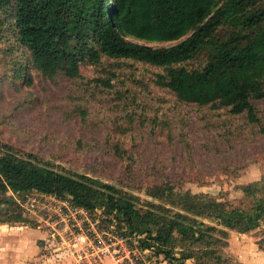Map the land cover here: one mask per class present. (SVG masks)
I'll return each mask as SVG.
<instances>
[{
  "label": "trees",
  "instance_id": "trees-1",
  "mask_svg": "<svg viewBox=\"0 0 264 264\" xmlns=\"http://www.w3.org/2000/svg\"><path fill=\"white\" fill-rule=\"evenodd\" d=\"M93 1L94 10L76 0H0L1 79L19 93L21 85L32 86L33 72L85 80L84 65H99L104 58L129 60L162 70L154 83L180 103L260 124L256 103L264 101V0L223 5L222 0ZM88 81L96 88L115 87L111 79ZM82 115L88 112L83 109ZM178 186L150 183L145 192L159 203L148 201L141 210L138 198L113 184L0 143V226L26 221L15 197L4 201L3 195L39 193L104 209L123 234L146 235L143 245L172 262L239 264L228 252L231 233L249 234L264 226V177L240 187L244 200L239 207Z\"/></svg>",
  "mask_w": 264,
  "mask_h": 264
},
{
  "label": "rangeland",
  "instance_id": "rangeland-1",
  "mask_svg": "<svg viewBox=\"0 0 264 264\" xmlns=\"http://www.w3.org/2000/svg\"><path fill=\"white\" fill-rule=\"evenodd\" d=\"M76 1L95 9L93 0ZM229 1L222 0L221 5ZM20 55L17 50L16 56ZM81 73L85 80L70 81L33 72L32 86L21 85L19 93L0 77V143L21 155L113 184L138 198L141 210L148 201L159 203L145 192L154 181H171L183 192L206 194L239 207L244 200L240 187L264 177V101L256 103L261 122L253 126L245 117L180 103L154 83L162 70L150 66L104 58L99 65H84ZM96 77L111 79L114 89L90 84L88 79ZM83 109L88 115H82ZM40 195H3L4 201L15 197L26 221L4 229L0 247L21 244L26 233L29 257L38 260L29 264H66L64 255L44 250L43 243L39 242L41 251L38 246L47 236L37 230L44 205ZM104 216V224L113 218L106 212ZM255 241L264 250V228L255 234ZM241 242L249 249L242 251L246 264H262L264 252H256L254 240L244 237ZM164 258L169 264H197L193 259Z\"/></svg>",
  "mask_w": 264,
  "mask_h": 264
},
{
  "label": "built area",
  "instance_id": "built-area-1",
  "mask_svg": "<svg viewBox=\"0 0 264 264\" xmlns=\"http://www.w3.org/2000/svg\"><path fill=\"white\" fill-rule=\"evenodd\" d=\"M40 196L44 205L38 228L50 235L47 251L64 255L66 264H169L160 261L155 247L143 245L146 235L126 236L114 218L104 224V209L89 210L69 199Z\"/></svg>",
  "mask_w": 264,
  "mask_h": 264
},
{
  "label": "crops",
  "instance_id": "crops-1",
  "mask_svg": "<svg viewBox=\"0 0 264 264\" xmlns=\"http://www.w3.org/2000/svg\"><path fill=\"white\" fill-rule=\"evenodd\" d=\"M8 226L9 225L0 226V246L1 247H2V244H4L2 241H4V239L6 238V236L3 233L4 232L3 230L6 228H9ZM261 228H264V226H262ZM261 228L249 234H239L236 232L231 233V238L229 240L230 247H229L228 252L229 254H231V256L235 257V259L237 260L239 264H246V262L244 261V254L242 253V251L249 252V249H247L248 248L247 244L242 243L241 238H244V237L251 238L252 240H254L257 246L256 252L258 253L264 252V250H262L259 244L255 241V234L261 231ZM37 230L42 231L47 235L45 236L44 239H40V241L37 242L38 246H39V242L43 243L45 245L44 250H47V245H48L47 241L50 235L47 231L42 230L40 228H37ZM28 238H29L28 234L25 233V236L22 238L21 244L17 246L11 244L9 245L10 247H7V248L0 247V264H29L30 262H37L38 260H34V259H31V257H29V254L26 250L27 246L30 243ZM40 251H41V247H40ZM262 264H264V261H262Z\"/></svg>",
  "mask_w": 264,
  "mask_h": 264
}]
</instances>
